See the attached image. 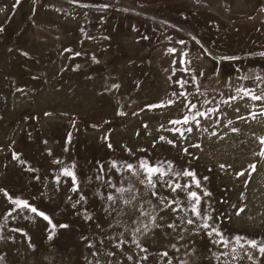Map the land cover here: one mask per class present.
<instances>
[{"label": "rangeland", "instance_id": "1", "mask_svg": "<svg viewBox=\"0 0 264 264\" xmlns=\"http://www.w3.org/2000/svg\"><path fill=\"white\" fill-rule=\"evenodd\" d=\"M91 1L0 0V264H264V0Z\"/></svg>", "mask_w": 264, "mask_h": 264}, {"label": "bare ground", "instance_id": "2", "mask_svg": "<svg viewBox=\"0 0 264 264\" xmlns=\"http://www.w3.org/2000/svg\"><path fill=\"white\" fill-rule=\"evenodd\" d=\"M91 1V0H90ZM89 2V0H88ZM92 3V1H91ZM102 10V9H100ZM58 13V12H57ZM54 14V12H53ZM62 14V13H61ZM82 16V15H81ZM56 17V16H55ZM64 18V17H63ZM82 18V17H81ZM60 19V18H59ZM55 20V18H54ZM57 20V19H56ZM62 20V18L60 19ZM82 20V19H81ZM81 20L79 21V23L81 22ZM179 20V19H178ZM67 23V20H65ZM72 21V20H71ZM72 23V22H71ZM74 24V25H80V24ZM181 23V22H180ZM66 25V24H65ZM69 25V24H68ZM71 26V25H69ZM211 60V59H210ZM209 63V62H208ZM206 68V67H205ZM205 70V69H204ZM211 71V70H210ZM209 71V72H210ZM87 97V96H86ZM96 98V96H95ZM19 100V99H18ZM20 101V100H19ZM95 99L92 98L88 103H86L84 105V111H88L92 105L94 104ZM14 102V101H13ZM67 101H65L63 104L54 106L56 109L59 110H63L65 109V107L67 106ZM78 103V102H77ZM76 104V103H75ZM49 107H53V105H50ZM71 110V109H70ZM75 110V109H74ZM73 111V110H72ZM138 116V115H137ZM162 116V115H161ZM139 117V116H138ZM136 118V116H135ZM140 118V117H139ZM154 119V118H153ZM137 120V118H136ZM138 121V120H137ZM129 124V123H128ZM161 124V123H160ZM264 125V120H259L258 123L252 124L250 127L249 126H245L244 129L246 131H248L249 129H251V131H257L258 129L262 128ZM254 126H256V128L254 129ZM131 127V126H130ZM132 130V129H131ZM154 130V129H153ZM222 130V129H221ZM105 131V130H104ZM156 132V130H155ZM220 134V133H219ZM91 135V134H90ZM94 135V134H93ZM92 135V136H93ZM120 135V134H119ZM124 135V134H123ZM95 136V135H94ZM116 136V135H115ZM154 136V135H152ZM151 136V137H152ZM91 137V136H90ZM122 137V136H121ZM207 137V136H206ZM148 138V136H147ZM149 139V138H148ZM147 139V140H148ZM154 139V137H153ZM138 141V140H137ZM145 141V140H144ZM152 141V140H151ZM146 142V141H145ZM193 142V141H192ZM118 143V142H117ZM148 143V142H147ZM185 144V143H184ZM205 149L206 152L204 154H202V162L207 164H214L215 162L219 161V160H225V161H231V160H236L239 163V166H242L243 163H240L241 160L243 161H247V160H252L253 158H255V154L256 151L259 149V145L260 143L258 141H255L252 137L246 136V135H234L232 133L229 134H224L222 136H215V137H211V138H206L205 139ZM203 144V145H204ZM178 145L181 146L178 142ZM134 146V145H133ZM232 149V150H231ZM189 151L193 154V150L189 149ZM196 153V152H195ZM211 154V155H209ZM195 155V154H193ZM237 155V156H234ZM240 157H239V156ZM200 160V161H201ZM243 167V166H242ZM238 168V167H237ZM217 169V168H216ZM215 169V170H216ZM218 171V170H217ZM217 173V172H216ZM262 180V179H261ZM257 185L260 184V182H257V180H255ZM237 188V187H236ZM229 193V192H228ZM237 194V193H236ZM231 197V196H230ZM250 202V201H249ZM259 210V209H258ZM263 211V210H262ZM242 214V213H241ZM260 216V215H259ZM255 220V219H254ZM264 220V219H263ZM256 221V220H255ZM245 224H247L248 226L253 225L252 227L254 228V226L258 227L259 225H262L261 223H254V222H250L248 221H244ZM259 222V220L257 221Z\"/></svg>", "mask_w": 264, "mask_h": 264}, {"label": "snow or ice", "instance_id": "3", "mask_svg": "<svg viewBox=\"0 0 264 264\" xmlns=\"http://www.w3.org/2000/svg\"><path fill=\"white\" fill-rule=\"evenodd\" d=\"M258 79H259V77H258ZM241 91L244 92V95H245V96H249V95H251V93H250L249 91H245V90H241ZM181 95H184V93H181ZM251 98H252L253 100H261V99H264V97L256 96V95H251ZM192 107L194 108L195 105H193ZM198 115L203 116V115H205V114H204L203 112H201V113H198ZM188 122H189L188 118L185 117V119L183 120V123L187 124ZM173 123H181V121H174ZM188 131H191V129H188ZM261 142L264 143V140H262ZM261 155H264V151L261 152ZM129 167H131V166H129ZM145 167H146V171H147L148 174H149V178L151 177L152 174L157 173V172H160V169H157V168H148L146 165H145ZM64 174H65V175H68V176H72V175H73L71 172H69V171H67V170H65V173H64ZM162 174H163V173L161 172V175H162ZM184 175H186V176H192L193 174L190 173V172H185ZM73 179H74V177H73ZM196 186L199 187V183H198V182H197V185H196ZM177 187H179V185H177ZM190 197L196 201V204H197V205L199 204V202H200V197H199L195 192L190 193ZM15 203H16L18 206H23V207H25V208H30V206H29L26 202L16 201ZM30 210H31L33 213H36L37 215H41V216H43V213L39 212L36 208H30ZM192 211H193L197 216H199V211H198V208H197L196 206H193ZM44 219H45V220H48V217H47V216H44ZM49 223H51L50 220H49ZM189 223H192V221H189ZM61 227H66V226L62 225ZM204 227H208L207 223L204 224ZM217 235H219V233H217ZM237 242H239V238H237ZM225 243H227V242L225 241ZM249 243H250V246H251V247H254V248L257 247V244H256L255 241H250ZM259 251H260L261 253H264V247H260V248H259Z\"/></svg>", "mask_w": 264, "mask_h": 264}, {"label": "flooded vegetation", "instance_id": "4", "mask_svg": "<svg viewBox=\"0 0 264 264\" xmlns=\"http://www.w3.org/2000/svg\"><path fill=\"white\" fill-rule=\"evenodd\" d=\"M241 7L239 5H236L235 9L238 10L240 9ZM47 90H49V88H46ZM19 100H23V98H19ZM38 102H43L42 104L44 105H53V106H57V105H60V104H63L65 101H57L55 100L51 95H50V92L47 96L45 97H42V101H38ZM68 102V101H67Z\"/></svg>", "mask_w": 264, "mask_h": 264}]
</instances>
